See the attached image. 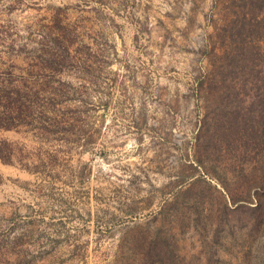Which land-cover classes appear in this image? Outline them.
Listing matches in <instances>:
<instances>
[{"label":"rangeland","instance_id":"1","mask_svg":"<svg viewBox=\"0 0 264 264\" xmlns=\"http://www.w3.org/2000/svg\"><path fill=\"white\" fill-rule=\"evenodd\" d=\"M0 264H264V0H0Z\"/></svg>","mask_w":264,"mask_h":264}]
</instances>
